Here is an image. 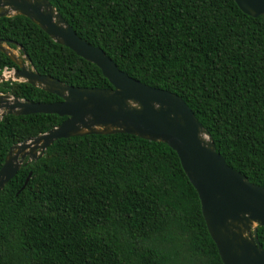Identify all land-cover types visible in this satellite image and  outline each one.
Listing matches in <instances>:
<instances>
[{
    "label": "trees",
    "instance_id": "1",
    "mask_svg": "<svg viewBox=\"0 0 264 264\" xmlns=\"http://www.w3.org/2000/svg\"><path fill=\"white\" fill-rule=\"evenodd\" d=\"M116 68L178 96L233 171L264 188V15L232 0H46ZM0 40L33 70L79 88H111L91 63L22 16L0 17ZM0 53L2 70L16 69ZM59 99L25 83L0 94ZM65 117L0 118V167L11 146ZM30 176L23 186L27 174ZM264 251V227H256ZM0 264H222L175 153L128 134L55 140L0 192Z\"/></svg>",
    "mask_w": 264,
    "mask_h": 264
},
{
    "label": "water",
    "instance_id": "2",
    "mask_svg": "<svg viewBox=\"0 0 264 264\" xmlns=\"http://www.w3.org/2000/svg\"><path fill=\"white\" fill-rule=\"evenodd\" d=\"M245 15H264V0H232ZM22 16L55 44L93 64L111 88L66 86L37 74L0 53L15 65L13 80L56 96L59 101L30 103L0 94V118L54 114L65 117L45 133L11 146L0 167V192L21 166L37 160L55 140L83 135L128 134L161 142L176 155L194 189L206 231L222 264H264L256 227H264V188L229 168L218 155L206 130L175 94L150 88L119 71L98 48L79 39L46 0H0V17ZM20 50V48L18 47ZM3 78V77H2ZM16 148L20 155L11 153ZM27 174L22 188L26 184Z\"/></svg>",
    "mask_w": 264,
    "mask_h": 264
},
{
    "label": "rangeland",
    "instance_id": "3",
    "mask_svg": "<svg viewBox=\"0 0 264 264\" xmlns=\"http://www.w3.org/2000/svg\"><path fill=\"white\" fill-rule=\"evenodd\" d=\"M10 16L12 14H9ZM1 47L5 50L6 54L11 57L15 62L23 64L25 67L29 68L28 63L25 61L24 56L20 52V50L15 48H8L6 45L2 44ZM10 75V77H8ZM3 77V78H2ZM13 75L11 70L4 69L0 73V83L7 82V83H14L17 82L16 80H13Z\"/></svg>",
    "mask_w": 264,
    "mask_h": 264
},
{
    "label": "bare ground",
    "instance_id": "4",
    "mask_svg": "<svg viewBox=\"0 0 264 264\" xmlns=\"http://www.w3.org/2000/svg\"><path fill=\"white\" fill-rule=\"evenodd\" d=\"M8 77H10V75L8 76ZM11 78V77H10ZM1 112V111H0ZM20 155V152H17V150H16V148L12 151V153H11V156L10 157H12V156H14V155Z\"/></svg>",
    "mask_w": 264,
    "mask_h": 264
}]
</instances>
